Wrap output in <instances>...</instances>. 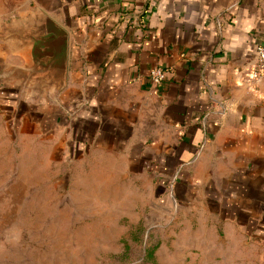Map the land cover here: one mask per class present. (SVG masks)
I'll return each mask as SVG.
<instances>
[{
	"label": "crops",
	"instance_id": "crops-1",
	"mask_svg": "<svg viewBox=\"0 0 264 264\" xmlns=\"http://www.w3.org/2000/svg\"><path fill=\"white\" fill-rule=\"evenodd\" d=\"M50 20L68 61L37 74L22 35ZM263 39L264 0H0V121L27 216L108 231L148 215L197 264H264V80L246 82Z\"/></svg>",
	"mask_w": 264,
	"mask_h": 264
},
{
	"label": "rangeland",
	"instance_id": "rangeland-1",
	"mask_svg": "<svg viewBox=\"0 0 264 264\" xmlns=\"http://www.w3.org/2000/svg\"><path fill=\"white\" fill-rule=\"evenodd\" d=\"M21 148L20 139L10 137L1 120L0 264H197L196 249L175 248L179 232L148 215L139 222L109 216L108 231L98 217L53 218L47 211L27 216L36 211H24L30 201H24L19 179L24 176ZM85 221L94 222V231L79 230Z\"/></svg>",
	"mask_w": 264,
	"mask_h": 264
},
{
	"label": "water",
	"instance_id": "water-1",
	"mask_svg": "<svg viewBox=\"0 0 264 264\" xmlns=\"http://www.w3.org/2000/svg\"><path fill=\"white\" fill-rule=\"evenodd\" d=\"M22 38L32 47L35 73L48 75L53 71L65 69L68 61L69 34L64 27L50 20L43 26L26 30Z\"/></svg>",
	"mask_w": 264,
	"mask_h": 264
},
{
	"label": "built area",
	"instance_id": "built-area-1",
	"mask_svg": "<svg viewBox=\"0 0 264 264\" xmlns=\"http://www.w3.org/2000/svg\"><path fill=\"white\" fill-rule=\"evenodd\" d=\"M150 79L154 86H162L166 79V70L161 66L152 69ZM262 80H264V39L258 45L256 56L250 63L249 70L246 74V82L250 88L255 89L256 85Z\"/></svg>",
	"mask_w": 264,
	"mask_h": 264
}]
</instances>
